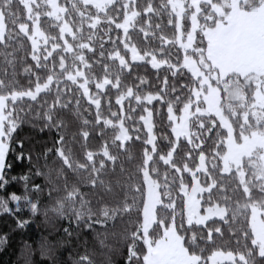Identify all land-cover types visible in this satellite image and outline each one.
Returning a JSON list of instances; mask_svg holds the SVG:
<instances>
[{"label":"snow or ice","instance_id":"6c2138e0","mask_svg":"<svg viewBox=\"0 0 264 264\" xmlns=\"http://www.w3.org/2000/svg\"><path fill=\"white\" fill-rule=\"evenodd\" d=\"M231 12L232 0H0V216L26 230L9 189L40 191L43 175L65 234L83 224L141 246L174 234L185 264H264V27ZM34 158L42 173L13 172Z\"/></svg>","mask_w":264,"mask_h":264},{"label":"trees","instance_id":"16d2710c","mask_svg":"<svg viewBox=\"0 0 264 264\" xmlns=\"http://www.w3.org/2000/svg\"><path fill=\"white\" fill-rule=\"evenodd\" d=\"M37 169L41 173L44 171L43 159L36 161L34 158L30 166L27 162L16 164L13 172L31 177ZM35 182L41 185L42 190L34 191L31 180L28 185L20 182L9 189L17 191L20 198L18 206H11L21 218L30 220L31 224L26 230H18L14 227L12 217L0 216V233H3L0 234V264H31L27 254L30 252L31 260H36L33 253L39 245L51 247L55 264H120L125 256L135 258L133 264H145L147 247L144 241L141 246L138 239H121L119 235L113 236L110 230L105 237L103 229L92 231L83 224L73 227L70 234H65V218L55 213L56 200L49 197L43 175L36 177ZM25 196L38 204L35 214L25 202ZM0 198H4L2 193ZM151 239L153 241V237ZM36 264L50 262L48 259L36 260Z\"/></svg>","mask_w":264,"mask_h":264},{"label":"rangeland","instance_id":"374dc122","mask_svg":"<svg viewBox=\"0 0 264 264\" xmlns=\"http://www.w3.org/2000/svg\"><path fill=\"white\" fill-rule=\"evenodd\" d=\"M213 7H217V5H213ZM230 15L241 20L251 17L255 21L254 26L264 27V0L261 1L260 8H254L251 12H244L242 7L237 6V0H232ZM5 151L6 144L0 143V161H2ZM143 241L147 247L145 264H185L184 250L179 238L175 237L174 234L170 235L167 241L161 237L155 244L152 243L151 237L145 234Z\"/></svg>","mask_w":264,"mask_h":264},{"label":"clouds","instance_id":"9594fccd","mask_svg":"<svg viewBox=\"0 0 264 264\" xmlns=\"http://www.w3.org/2000/svg\"><path fill=\"white\" fill-rule=\"evenodd\" d=\"M33 254L36 256V260L48 259L50 264H55V256L50 246L39 245ZM36 260L33 261V264H36Z\"/></svg>","mask_w":264,"mask_h":264}]
</instances>
